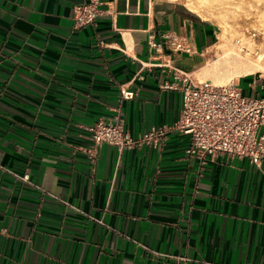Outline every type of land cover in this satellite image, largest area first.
Listing matches in <instances>:
<instances>
[{
    "label": "crops",
    "instance_id": "crops-1",
    "mask_svg": "<svg viewBox=\"0 0 264 264\" xmlns=\"http://www.w3.org/2000/svg\"><path fill=\"white\" fill-rule=\"evenodd\" d=\"M84 1L0 0V264H264V161L188 153L164 88L175 68L202 80L217 24L182 0H101L75 27ZM121 103L133 136L169 130L93 161L89 127Z\"/></svg>",
    "mask_w": 264,
    "mask_h": 264
},
{
    "label": "built area",
    "instance_id": "built-area-1",
    "mask_svg": "<svg viewBox=\"0 0 264 264\" xmlns=\"http://www.w3.org/2000/svg\"><path fill=\"white\" fill-rule=\"evenodd\" d=\"M101 3V0H88L76 4L75 27L95 23L101 13ZM171 44L182 48L175 38ZM173 76L174 81L164 88L176 89L182 94L180 117L172 128L190 136L191 146L187 152L197 155L203 163L208 155H223L248 158L260 167L264 161V94H246L234 81L216 84L208 79H194L190 72L179 68L174 69ZM135 97L134 91L121 89L122 100ZM89 130L92 145L86 151L94 161L103 143L116 145L119 150L145 143L156 146L165 138L169 127L153 128L133 136L125 127V110L121 103L110 120H99ZM19 177L29 180L30 174Z\"/></svg>",
    "mask_w": 264,
    "mask_h": 264
},
{
    "label": "rangeland",
    "instance_id": "rangeland-1",
    "mask_svg": "<svg viewBox=\"0 0 264 264\" xmlns=\"http://www.w3.org/2000/svg\"><path fill=\"white\" fill-rule=\"evenodd\" d=\"M182 1L189 7L193 6L191 8L197 9L203 17L208 18L218 26L217 43L209 54L210 61L207 69H210L217 62H222L226 48L240 47L238 49H241L243 56L248 54L255 57L258 52H264V0H203L204 6L201 4L202 0ZM205 6L207 10L204 9ZM222 34L227 36V41H223ZM261 74L255 73L250 74V76L264 77V74ZM208 77L212 78L213 76H206L205 73L199 75L202 80H206ZM238 78L240 77H236L232 81L236 82ZM247 80L244 79L241 82L243 88H247Z\"/></svg>",
    "mask_w": 264,
    "mask_h": 264
},
{
    "label": "bare ground",
    "instance_id": "bare-ground-1",
    "mask_svg": "<svg viewBox=\"0 0 264 264\" xmlns=\"http://www.w3.org/2000/svg\"><path fill=\"white\" fill-rule=\"evenodd\" d=\"M203 2L204 1L202 0L201 4ZM202 5L204 6V4ZM206 8L207 7L205 6L204 9ZM224 32L225 31H223V33ZM226 37L227 36H225V34H222L223 41H227ZM238 48H230V49L226 48L225 54L222 57L223 59L222 62L221 61L220 63L217 62L210 69L207 70V73L205 72L207 76L208 75L213 76L212 78L209 77L208 80L213 79V82H215L216 84H224L226 82H231L234 78L236 79V77H242L255 73H262L261 75L264 74V52L263 51L258 52L255 57L248 54L243 56L240 51L241 49Z\"/></svg>",
    "mask_w": 264,
    "mask_h": 264
}]
</instances>
